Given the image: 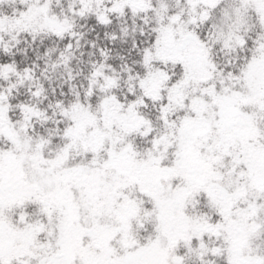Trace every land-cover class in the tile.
<instances>
[{
	"label": "snow or ice",
	"instance_id": "obj_1",
	"mask_svg": "<svg viewBox=\"0 0 264 264\" xmlns=\"http://www.w3.org/2000/svg\"><path fill=\"white\" fill-rule=\"evenodd\" d=\"M0 264H264V0H0Z\"/></svg>",
	"mask_w": 264,
	"mask_h": 264
}]
</instances>
